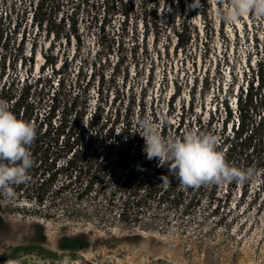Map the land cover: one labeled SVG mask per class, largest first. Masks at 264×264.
Here are the masks:
<instances>
[{"label":"rangeland","instance_id":"obj_1","mask_svg":"<svg viewBox=\"0 0 264 264\" xmlns=\"http://www.w3.org/2000/svg\"><path fill=\"white\" fill-rule=\"evenodd\" d=\"M102 2L89 0L80 5L78 22L84 43L75 51L73 42L47 34L46 22L34 19L39 0H0V66L5 57L8 69L24 36V63L21 66L19 62L17 70L21 76L43 75L38 85L44 98L39 105L41 113L53 94L60 101L71 99L87 83L92 105L98 99L108 114L116 113L112 156L121 153L136 161L146 160L144 141L135 125V119L141 117L140 101L137 98L129 109V100L132 91L140 96L141 87L146 90L143 117L160 124L165 136L195 129L200 119L207 132L219 138L225 130L221 103L229 101L235 108V100L247 93L256 98L250 122L264 124V19L247 15L232 24L221 22L217 9L229 7L231 0H200L202 8L189 7L192 0ZM106 2L109 5L103 11ZM70 6L68 2L64 9ZM95 10L97 22L90 16ZM144 11L151 13L146 16L148 23ZM182 13L195 26L198 38L176 49L174 38H166L169 25H165ZM101 21L104 30L98 31ZM182 105L186 112L180 119ZM230 128L231 121L227 134H231ZM157 163L153 158L151 165ZM117 174L118 170L108 174L111 185L93 200H75L73 185L66 187L56 206H79L81 211L57 217L40 216L37 201L28 198L29 183L13 186L14 191L18 189L14 199H2L0 264H59L63 256H70L72 264H264L263 167L255 168L244 197H240L238 185L214 211L207 197L212 184L203 185L198 201L190 200L195 189L187 191L178 207L168 200L153 201L157 217L172 222L179 209L190 204V212L182 215L188 225L179 233L160 227L143 229L129 222L130 213L120 217L124 191L104 200L106 193L117 187ZM63 178L59 174L50 190L57 189ZM228 188L226 182L215 190L223 195ZM49 203V198L44 200V205ZM143 216H148L147 212ZM39 224L44 226L45 236ZM79 232L88 236L86 246L62 248L57 243L59 237Z\"/></svg>","mask_w":264,"mask_h":264},{"label":"trees","instance_id":"obj_2","mask_svg":"<svg viewBox=\"0 0 264 264\" xmlns=\"http://www.w3.org/2000/svg\"><path fill=\"white\" fill-rule=\"evenodd\" d=\"M39 1L40 4H37V10L34 11V19H39L40 24L43 21L46 22L47 34H52L57 39H64L69 44L73 42L75 51L81 50L84 34L79 27V10L80 5L88 4L89 0ZM112 1L115 4L122 3V0ZM130 1L126 0L125 3L130 4ZM152 1L157 2V0ZM68 2L71 3L70 9H64V4ZM108 5L109 2H106L103 11L108 8ZM183 10H185L184 7ZM90 12L91 19L97 22L99 13L96 10ZM144 12V20L148 23L146 16H150L151 13L150 11ZM154 13L156 14V11ZM152 20L155 21V26H158L155 16ZM102 23L101 21V27L98 28V31L104 30ZM168 25L169 30L167 29L166 38H169L168 40L174 38L176 49H183L194 41V38H198L195 26L191 25L185 13H182L178 20L173 19L165 27ZM15 50L16 53L13 55L11 63L8 64V69L5 57H3L0 66V99L10 104V110L18 118L31 122L36 128L37 134L29 149L34 163L28 171L29 179L25 183L31 185V191L27 193L30 196L28 198L33 196L34 201H37L36 210L40 216L47 218L57 217L60 214H79L81 211L79 206H70L65 209H59L56 206V199L61 198L60 195L63 194V190L73 185L75 200L81 201L85 198L93 200L92 197L96 198L103 191L102 195L107 191V187L111 185V175L118 170L119 183L112 191L106 193L104 200H108L111 195L115 196L117 191H124L121 195V198L123 196L124 199L120 206V217L125 213H130L132 215L129 222L136 223L137 226L147 230L160 227L178 233L185 231L188 224L182 219V215L190 212V204H187L182 210L179 209L176 220L172 222L165 217H157L159 214L154 210L153 201L168 200L171 206L178 207L185 193L194 189L190 200L192 202L198 201L204 190V184L183 189L179 180L169 172L167 164L158 166L157 163L152 166V160H129L121 153H117L115 157L112 156L115 144L112 139L113 124L116 121V113L112 115L110 112L108 114L101 100L97 99L92 105L90 92L86 87L87 83L81 93L78 91L71 99L60 101L55 98L56 94H53L49 99L48 108L43 109L44 111L41 113L39 105L44 98L38 85L43 75L36 78L28 74L21 76L17 70L19 62L21 66L24 63V36L21 37ZM50 78L51 76L47 80L50 81ZM132 92L129 109L139 98L138 112L142 118L145 114L143 101H145L146 90L141 87L139 97H136ZM255 101L256 98H253V94L247 93L235 100V108L230 106L229 101L221 103L224 111L223 126L225 130L219 136L217 148L224 153L225 160L231 165L242 169L263 167L264 186V124L257 122L254 125L253 122H250L252 120L251 111L256 107ZM185 112V106L182 105L180 119L184 118ZM112 117H114L113 120ZM229 121H231V134L226 133V126ZM250 124H252L251 127ZM128 125L129 123H126V127ZM194 130L207 132L200 119L196 120ZM125 147L123 146V148ZM109 173H111L110 176H108ZM59 174L64 176L59 187L50 190L52 183ZM164 176H167L169 181L161 179ZM95 184L99 185V189L94 190ZM250 184L251 180L243 184L235 181L229 182V188L223 195H219L215 190L218 184H212L214 188L211 187L208 190L207 197L213 211L222 206L221 202H225L233 193V188L238 187V185H241L239 195L244 197ZM17 190L14 191L15 194L18 192ZM254 194L256 195V193ZM47 198H49L50 203L46 206L44 200ZM2 199L3 197H0V221L3 220ZM146 212L148 216H143V213ZM39 228L41 234L45 236L44 226L39 224ZM88 241L86 233L79 232L72 236H61L57 243L62 248L78 249L86 246Z\"/></svg>","mask_w":264,"mask_h":264},{"label":"clouds","instance_id":"obj_3","mask_svg":"<svg viewBox=\"0 0 264 264\" xmlns=\"http://www.w3.org/2000/svg\"><path fill=\"white\" fill-rule=\"evenodd\" d=\"M189 7L202 8L200 0H192ZM218 20L232 24L244 16L254 15L264 19V0H231L229 7L217 9ZM135 125L143 138L146 159L155 158L158 166L168 165L170 173L181 185L198 187L202 184H222L250 181L255 169H246L229 164L217 145L219 138L213 133L186 129L179 136H165L161 125L150 117H137ZM36 128L29 121L20 119L10 110V104L0 99V197L12 200L13 186L29 179L28 171L33 166L29 150L36 137ZM161 179L169 181L167 176ZM59 264H72L70 256H63Z\"/></svg>","mask_w":264,"mask_h":264}]
</instances>
